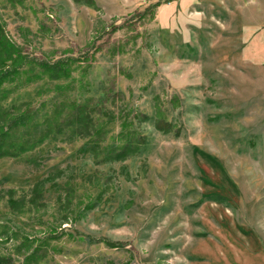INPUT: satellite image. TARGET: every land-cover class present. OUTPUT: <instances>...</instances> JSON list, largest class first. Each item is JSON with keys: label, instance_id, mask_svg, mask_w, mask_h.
<instances>
[{"label": "rangeland", "instance_id": "obj_1", "mask_svg": "<svg viewBox=\"0 0 264 264\" xmlns=\"http://www.w3.org/2000/svg\"><path fill=\"white\" fill-rule=\"evenodd\" d=\"M0 28L28 57L0 111L36 143L0 158V256L264 264V0H0ZM57 59L68 77H34Z\"/></svg>", "mask_w": 264, "mask_h": 264}, {"label": "trees", "instance_id": "obj_2", "mask_svg": "<svg viewBox=\"0 0 264 264\" xmlns=\"http://www.w3.org/2000/svg\"><path fill=\"white\" fill-rule=\"evenodd\" d=\"M27 63L28 57L24 56L21 50L10 42L0 28V98L5 96V92L2 91V86L18 77ZM38 66L40 68V73L34 76L36 79L46 77L50 80H57L66 78L70 75L69 62L67 59L41 61L38 63ZM27 79L32 80V78ZM89 114L90 113L85 112V104L78 103L72 112L64 118L62 123L58 126L56 129L57 133H63L69 130V134H67L68 139H72L74 136L80 138L89 136L93 124L92 116ZM26 118V114L12 116L11 114L0 111V119L6 121L4 124L0 123V158H17L35 147V142L24 144L10 140V130L18 125H23ZM163 122H158V127L163 128V126L166 125V122ZM141 141L143 142V138H141ZM135 148V143H128L124 148L114 153V157H125L129 153L135 151ZM38 183L40 182L36 183L34 191L38 189ZM11 197L12 196H9L8 198V204L12 207H16V205L18 207L19 202ZM0 264L13 263L9 256H0Z\"/></svg>", "mask_w": 264, "mask_h": 264}]
</instances>
